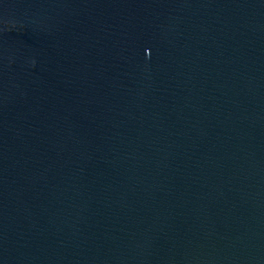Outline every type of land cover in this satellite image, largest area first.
Masks as SVG:
<instances>
[{
  "label": "water",
  "instance_id": "95a60500",
  "mask_svg": "<svg viewBox=\"0 0 264 264\" xmlns=\"http://www.w3.org/2000/svg\"><path fill=\"white\" fill-rule=\"evenodd\" d=\"M0 264H264V0H0Z\"/></svg>",
  "mask_w": 264,
  "mask_h": 264
}]
</instances>
